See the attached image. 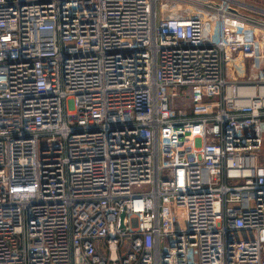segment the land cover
Wrapping results in <instances>:
<instances>
[{
  "label": "built area",
  "instance_id": "1",
  "mask_svg": "<svg viewBox=\"0 0 264 264\" xmlns=\"http://www.w3.org/2000/svg\"><path fill=\"white\" fill-rule=\"evenodd\" d=\"M257 31L232 0H0V264H264Z\"/></svg>",
  "mask_w": 264,
  "mask_h": 264
},
{
  "label": "crops",
  "instance_id": "2",
  "mask_svg": "<svg viewBox=\"0 0 264 264\" xmlns=\"http://www.w3.org/2000/svg\"><path fill=\"white\" fill-rule=\"evenodd\" d=\"M235 8L245 15L250 17L258 18L264 20V0H232ZM261 35L258 36L257 43L259 44V49L256 51L257 61L260 56L264 58V32L258 31ZM264 60V59H263ZM263 64V63H261Z\"/></svg>",
  "mask_w": 264,
  "mask_h": 264
},
{
  "label": "rangeland",
  "instance_id": "3",
  "mask_svg": "<svg viewBox=\"0 0 264 264\" xmlns=\"http://www.w3.org/2000/svg\"><path fill=\"white\" fill-rule=\"evenodd\" d=\"M256 33H258V34H256V41H258V36L257 35H260V33L257 31ZM260 37H261V35H260ZM258 44V43H257ZM259 45V44H258ZM264 58L262 57V59H258L257 61H259V62H261V63H263V65H264V60H263ZM251 63L249 62L248 63V66L246 65V70H245V77L248 75V74H252V72L250 71V69H248L249 68V65H250ZM263 148H264V146H263ZM149 186H135L134 188H133V192L134 193H137V194H139V193H143V192H148L149 191Z\"/></svg>",
  "mask_w": 264,
  "mask_h": 264
},
{
  "label": "water",
  "instance_id": "4",
  "mask_svg": "<svg viewBox=\"0 0 264 264\" xmlns=\"http://www.w3.org/2000/svg\"><path fill=\"white\" fill-rule=\"evenodd\" d=\"M123 217H124V214H121V215H120V218L122 219Z\"/></svg>",
  "mask_w": 264,
  "mask_h": 264
},
{
  "label": "bare ground",
  "instance_id": "5",
  "mask_svg": "<svg viewBox=\"0 0 264 264\" xmlns=\"http://www.w3.org/2000/svg\"><path fill=\"white\" fill-rule=\"evenodd\" d=\"M256 34H258V33H256Z\"/></svg>",
  "mask_w": 264,
  "mask_h": 264
}]
</instances>
